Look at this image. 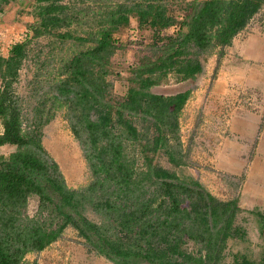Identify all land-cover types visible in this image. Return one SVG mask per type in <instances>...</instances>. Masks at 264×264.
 <instances>
[{
	"label": "trees",
	"instance_id": "trees-1",
	"mask_svg": "<svg viewBox=\"0 0 264 264\" xmlns=\"http://www.w3.org/2000/svg\"><path fill=\"white\" fill-rule=\"evenodd\" d=\"M14 1L17 13L28 11L30 0H0V18ZM85 1H32L35 19L0 53V144L13 145L0 155V264H19L68 225L87 249L114 264H221L227 241L244 239L240 220L247 217L238 219L235 198H217L176 171L187 162L178 114L192 88L160 93L151 86L168 77L193 80L203 69L200 54L217 48L219 57L264 0H110L83 36L68 26L77 11L92 13ZM131 17L137 31H146L139 46L115 36ZM67 38L91 42L66 60L62 77L47 89L66 104L68 127L92 174L76 188L64 183L40 143V127L52 114L47 97L32 106L30 126L13 84L41 46ZM127 49L132 58L115 69L114 57ZM126 144L136 155L126 154ZM158 154L172 167L158 162ZM30 195L37 202L28 211ZM261 248L257 262L233 253L231 264H264Z\"/></svg>",
	"mask_w": 264,
	"mask_h": 264
},
{
	"label": "crops",
	"instance_id": "crops-1",
	"mask_svg": "<svg viewBox=\"0 0 264 264\" xmlns=\"http://www.w3.org/2000/svg\"><path fill=\"white\" fill-rule=\"evenodd\" d=\"M16 6L9 7L0 18L3 39L22 28L20 18L24 17L19 14L14 19ZM212 50L204 58L207 63L219 58L212 85L206 93L202 86L192 89L187 100L190 108L195 109L205 98L204 115L195 119L190 157L195 159L198 180L211 193L223 199H236L242 210L238 219L246 215L248 220L244 241L261 247L264 245V3L232 36L219 57L217 48ZM209 73L203 68L197 78L204 80ZM185 105L182 111L187 108ZM48 246L28 251L24 256L32 254L35 264H114L79 246Z\"/></svg>",
	"mask_w": 264,
	"mask_h": 264
},
{
	"label": "rangeland",
	"instance_id": "rangeland-1",
	"mask_svg": "<svg viewBox=\"0 0 264 264\" xmlns=\"http://www.w3.org/2000/svg\"><path fill=\"white\" fill-rule=\"evenodd\" d=\"M31 1L32 0L29 1V4L31 3ZM95 1H85V3L89 6V10L92 11V13H87L83 9L77 11V19L69 24L68 27L75 34L84 36L89 31L95 29V27L97 26L94 23L95 20L99 19L98 22H100V16L99 14L97 15L96 12L98 11V9L102 10L104 8V5L110 2V0H99L101 2L100 4ZM102 2H104L103 5H101ZM20 13L21 12L19 11L18 14ZM144 34H146V31H137L135 20L131 17L128 21V24L123 27V30L118 33H115V36L116 38L125 40L128 45L139 46L140 43L143 42ZM40 40H42V43H44L46 38L41 36ZM90 45L91 42L88 40L81 41L73 38H67L59 41L55 40V43L50 48H48L49 45H43L40 47L38 57L36 56L32 59H28L25 64H23V67H21L19 70L20 74L18 76V80L16 81V92L21 95L20 107L25 116V124H32L34 118V109H32V106L37 104L38 101L40 102L41 100H43V98L47 97V99L45 100V104L50 106L49 112H52V114L50 119L41 125L40 143L45 149V152L57 162L58 168L63 176L64 183L71 188L80 187L86 184L92 178V174L86 163V160L83 156L82 150L77 139L73 136L68 127V122L65 118V112L67 110L66 104L58 99L51 98L49 95L50 91L47 89L48 83L56 81L60 77H62L64 68L63 66L66 60H68V58L77 50ZM209 53H203L199 56L202 63L205 65V67L203 68L210 70L209 74H211L204 80L196 78L193 80L188 79L183 82H174L171 77H168L166 82H160L157 85L151 86V90L153 92L169 93L170 91L182 87L186 88L190 86L191 88H193L202 86L203 89H205L204 92L206 93V91L212 85V77L214 76H212V74H214L219 62V58L216 57L218 59H216L215 62L211 63V60L207 63L206 59L204 58L208 57L210 55ZM123 58L126 59L124 60ZM129 58H132V54L131 50L127 49L123 55L120 54L116 58L114 57L112 66H114L115 69H120L122 71L123 68L126 66L125 64L126 61H128L127 59ZM114 79L120 80V78L118 77ZM123 85L124 84H121V86H119V89H122L125 86ZM204 99L205 98L203 97L202 103L200 106L196 107V111V108H190L187 98L185 101V106H187L188 109L184 108L183 111H179L178 135L179 139L181 140L180 142H182V146H186L188 151L186 164L176 167V171L178 173L186 175L190 174L192 176H194L196 173V169L194 167L195 159L194 157H190V144L193 141L195 135V119H198L199 117L204 115ZM189 110L193 112L192 115L189 113ZM125 152L128 156L136 155L137 153L136 151H133L131 146H127V144L125 145ZM156 159L161 164L172 167L171 164L166 162L164 155L162 156L158 154ZM197 175L199 176L198 171ZM28 202L29 204L27 206V209L28 211H30L36 206V196L30 195L28 197ZM42 213H45V211H42ZM81 240L82 237L76 234V230L72 226L68 225L63 228L60 237L54 239L48 244L61 247H69L70 245L79 246L89 254H93L97 257H104L103 255L95 253L93 250L87 249L86 246H84L80 242ZM232 243L233 242H230L228 250H230L231 248V250L233 251L234 249L241 247V250H244V252L246 254L248 253L250 256H256L259 251L258 246L249 245L245 241L237 242L234 244ZM230 258V255H227L225 259L230 260ZM35 263H37V261L32 254L26 256L23 255L22 259L19 262V264Z\"/></svg>",
	"mask_w": 264,
	"mask_h": 264
},
{
	"label": "flooded vegetation",
	"instance_id": "flooded-vegetation-1",
	"mask_svg": "<svg viewBox=\"0 0 264 264\" xmlns=\"http://www.w3.org/2000/svg\"><path fill=\"white\" fill-rule=\"evenodd\" d=\"M34 3L36 2V0H32ZM31 1V2H32ZM16 1H14V2H12V4L10 5V7L12 6V5H15L16 6ZM19 3V2H18ZM22 3H23V1H22ZM24 8H28V11H24V13L22 12L21 13V16H23L24 18H20L21 19V29H20V31H18L16 34H14V35H11V37H9V38H7V39H3V38H1L0 37V53L2 54V55H6V53H7V51H8V48H9V46H10V44L12 43V42H15V41H17V40H20V39H22L23 38V33H24V30L26 29V24L27 23H29V22H32L34 19H35V16L32 14V12L30 11V8H31V5L28 3ZM8 10V9H7ZM5 12H3V14H4ZM17 15H19L17 12H16V9H15V16H14V19L16 20V18H17ZM228 45V44H227ZM4 47V48H3ZM202 66L203 67H205L204 66V64L202 63ZM204 71V70H203ZM198 74H200V72L198 73ZM197 74V75H198ZM197 78V76H195V78L194 79H196ZM188 80V79H187ZM177 82H183V80L182 81H177ZM1 79H0V86H1ZM14 84V88H15V90H16V81L13 83ZM196 87H193L192 89H195ZM191 89V90H192ZM190 90V91H191ZM190 94V93H189ZM189 96V95H188ZM188 98V97H187ZM186 101V100H185ZM185 103V102H184ZM181 110V109H180ZM32 124H30V126H31ZM40 130H41V127H40ZM2 131V125H1V122H0V132ZM40 138H41V136H40ZM181 141V140H180ZM0 146L2 147L1 149H0V155H6L11 149H12V147H13V145L12 144H9V143H2V144H0ZM7 147V148H6ZM181 147H182V149H185V148H187L186 146H182V142H181ZM195 167V166H194ZM195 175L194 176H192V175H186V174H184V175H186V177H195L197 180H198V177H197V171L195 170ZM199 181V180H198ZM200 182V181H199ZM201 183V182H200ZM202 184V183H201ZM203 185V184H202ZM204 186V185H203ZM205 187V186H204ZM206 188V187H205ZM207 189V188H206ZM208 190V189H207ZM209 191V190H208ZM210 192V191H209ZM211 193V192H210ZM213 194V193H212ZM214 195V194H213ZM217 197V196H216ZM217 198H220V197H217ZM220 199H223V198H220ZM226 199H229V198H226ZM28 204H29V202H27V204H26V207L28 206ZM248 220L246 219V220H244V221H242V220H240V223L242 224V226L244 227V230H245V233H246V228H247V224H246V222H247ZM264 226V219H262V227ZM244 236H245V234H244ZM58 238V237H57ZM241 241H244V239L243 240H232V239H229L228 241H227V247H226V255L224 256V258H223V261L221 262V264H226V263H228V264H231V262H232V254L233 253H241L242 255H244L246 258H248L249 260H251V261H253L254 263L255 262H257L258 260H259V258L261 257V253H262V248L261 247H258L259 248V251H258V253H257V255L255 256H250L248 253V255L244 252V250H241L242 248L241 247H239V248H237V249H234L233 251L231 250V248H230V250H228L229 249V246H230V242H233L232 244H234V243H237V242H241ZM189 243V242H188ZM252 246H254V245H252ZM262 246V245H261ZM251 247V246H250ZM28 252V251H27ZM34 252H36V251H34ZM26 253V252H25ZM227 255H230V260H227V259H225L226 257H227Z\"/></svg>",
	"mask_w": 264,
	"mask_h": 264
},
{
	"label": "water",
	"instance_id": "water-1",
	"mask_svg": "<svg viewBox=\"0 0 264 264\" xmlns=\"http://www.w3.org/2000/svg\"><path fill=\"white\" fill-rule=\"evenodd\" d=\"M199 2L201 1V0H198ZM174 91V90H173ZM172 91H170L169 93H171Z\"/></svg>",
	"mask_w": 264,
	"mask_h": 264
}]
</instances>
